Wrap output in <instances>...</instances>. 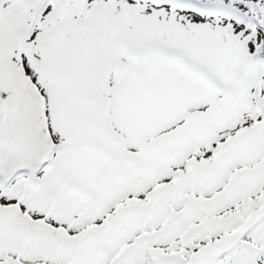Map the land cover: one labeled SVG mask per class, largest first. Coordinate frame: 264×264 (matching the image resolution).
<instances>
[{
	"label": "snow or ice",
	"instance_id": "1",
	"mask_svg": "<svg viewBox=\"0 0 264 264\" xmlns=\"http://www.w3.org/2000/svg\"><path fill=\"white\" fill-rule=\"evenodd\" d=\"M0 264H264V0H0Z\"/></svg>",
	"mask_w": 264,
	"mask_h": 264
}]
</instances>
